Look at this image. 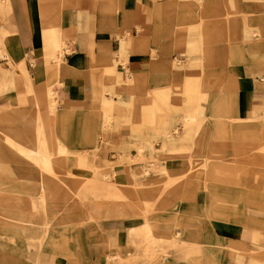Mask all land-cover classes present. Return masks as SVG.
<instances>
[{
	"label": "rangeland",
	"instance_id": "1",
	"mask_svg": "<svg viewBox=\"0 0 264 264\" xmlns=\"http://www.w3.org/2000/svg\"><path fill=\"white\" fill-rule=\"evenodd\" d=\"M18 1L22 6L27 4V0ZM109 1L70 0V8L81 13L80 22L84 23L75 27L86 26V29L75 28L65 32L64 37L61 23L60 26L52 24L50 19L53 9L63 10L67 0H54L52 5L40 10L47 17L42 19L44 27L40 30L43 47L57 49L53 60L46 62L45 58L48 73L60 79L64 74H60L57 63L61 59L68 62L73 52L71 45L87 41L91 31L103 36L89 28L99 23L105 14H110L106 10L111 9L101 5V2L108 5ZM127 1L133 5L127 8L128 13L136 18L144 7L140 0ZM259 1L203 0V4L200 0H152V27L151 21L140 26L133 17H130L133 19L130 29L107 21V32L114 31L118 38L114 46H118L122 36L138 40L143 33L147 52L131 50L125 59L118 54L120 43L116 51L111 50L108 60L116 71L117 90L114 84H109L111 75L103 74L108 78L99 80L97 101L90 106L89 102L84 103L83 111L70 115L71 120L86 125L82 128L90 136L89 142L80 144L79 132L69 141V121L60 110L61 102L53 87L46 86L44 94L36 91L32 70L29 72L25 63L27 61L30 68L33 60L25 56L21 63L12 61L16 65H12L10 58L9 63L1 64L9 56L0 54L3 67H0V86L6 84L0 97L5 91L15 89L9 84L16 83L15 79L20 77L21 90L26 92L20 106L11 104L7 109H0V264H234L235 259L239 262L243 255H251L252 264H264V159L257 157L264 156V96L261 105L255 106V120L262 125L258 128L259 138L238 142L244 134L236 125L243 120L238 113V79L227 70L223 84L220 78L226 61L233 58L231 67L240 62L251 63L264 80V31L262 49L258 52H251L250 45L243 39L242 18L245 14L262 13L264 7H258ZM10 5L0 0V13ZM25 10L28 13L27 8ZM117 13L118 24H123L121 14ZM48 31L53 38L64 39V42L52 41L51 37L46 40L44 36ZM3 44L5 40L0 41V45ZM122 44L125 55L124 40ZM168 45L169 49L180 45L177 48L183 52L174 49L167 56L163 51ZM150 50L154 53H149ZM137 53L147 54L150 62L165 56L174 62L171 73H159L148 64L143 72L164 77V89L159 88L162 84L151 89L147 81L142 80L141 87L135 89L137 92L132 90L130 76L137 74L135 70L141 65H132L130 60ZM114 56L118 58L117 63L111 62ZM179 56L180 64L176 60ZM106 67L104 59L96 61L95 52L91 70ZM205 80L207 86L198 89L197 85ZM143 89L148 90L149 96L140 94ZM33 98L38 99L37 106ZM133 106L139 112L137 118L132 116ZM14 109L24 110L27 117H21V122L10 113ZM107 114L111 118L105 126ZM90 122L96 126L90 128ZM227 122L234 124L229 132L221 126ZM211 123L218 127L219 133L215 130L213 139L205 144L202 134ZM36 126L43 129L45 149L52 155L53 167L31 151L36 148ZM151 131L155 133L154 139L149 138ZM13 132L16 136L10 139ZM227 134L235 140L229 138L231 152L227 151V141L222 138ZM251 135L249 132L248 136ZM23 146L29 155L21 151ZM206 147L213 148L211 156L206 155ZM177 157L181 167L174 169L172 162ZM106 179L110 182H105ZM43 180L50 186L45 201L41 198ZM108 185L115 190L105 189ZM144 187L161 191L160 198L146 199L147 213H142L139 203L131 202L130 206L116 194L126 196L127 191ZM249 197L253 201H249ZM187 207L196 211L198 219L212 217L217 223L239 224L247 245L224 248L217 235L213 240L206 236L192 239L196 219L194 216L189 219L188 210L178 212ZM125 218H141L143 223L119 232L120 224L116 221ZM147 222L154 226L158 223L162 231L154 227L153 233L161 243H152L149 233L142 238L140 233ZM164 225H173L174 229L167 231ZM197 225L198 235H201L205 224ZM132 230H137L131 237L133 241H142L141 247L130 242ZM254 247L261 250L248 251ZM224 252L227 254L223 257Z\"/></svg>",
	"mask_w": 264,
	"mask_h": 264
},
{
	"label": "crops",
	"instance_id": "2",
	"mask_svg": "<svg viewBox=\"0 0 264 264\" xmlns=\"http://www.w3.org/2000/svg\"><path fill=\"white\" fill-rule=\"evenodd\" d=\"M6 1L8 2V4L11 5L8 7L9 10L7 9L6 11L0 13V22L1 24L2 23L6 24L10 30L12 29L11 30L12 33L11 36L7 38L5 44L0 45V54L4 53L3 56H9L6 57L1 64L9 63L8 62L9 58L11 59L12 65H16L13 62L21 63L22 61H24L23 57L25 56H27L30 60H33L32 63L30 62V66H29L30 68H28V62L26 61L25 63L27 65V69L29 70V72L30 70H32L30 73L34 76L35 79L34 81H35L36 91L38 93L44 94L46 86L51 85L53 89L57 92V98L61 102L60 110L64 111L65 113L64 116H66L67 120L69 121L67 123V125L70 127V129L67 131V133H69V138H70L69 141L72 142L77 132H79L78 144H80V142H89L90 136L86 132V129L82 128L84 125L80 123L78 124L77 122L71 120L72 118L70 117V115L72 114L76 115L78 111L81 110L83 111L84 103L89 102V106H90L92 103L97 101V98L95 97L100 90L99 80L103 79V77L108 78V76H105L103 74H109V76L111 75L109 77V84H114L115 91L117 90L118 83L114 77L116 71L114 69V65L111 64L110 61L108 60V56L111 55V50L116 51L120 43V50L118 51V54L125 59L130 55L131 50L147 52L146 43L143 40L144 37L143 33L141 34L142 38L138 40L122 36L120 42L118 41L119 42L118 46H114L116 39H118L117 35L116 33H114V31L113 32L110 31L113 34L108 33L107 31H109V27L105 26L107 25V21H108L111 25L114 24L119 26L120 28H124L128 26L130 29L132 26V21L135 18V15H130V13H128L127 8L133 5L131 3L127 4V2H129L127 0H110L108 5H106V3L104 2H101V5L105 9L107 8L111 9V10H106V11H110V14H105V16L100 18L99 23L92 24V26L89 29L97 30V32H99L103 36L100 37L99 34L91 31V33H89L87 41H79L77 42V44L71 45V47L73 48L72 49L73 52L67 58L68 62H66L65 64L64 72L61 71L60 73L64 75L60 76V79H58L57 78L58 76H56L52 72L48 73L46 70L45 51L42 44L41 32H40V30H42L44 27L43 25L44 23L42 19L47 18L44 17L45 15H42V12H40V10L44 8L45 5L46 6L52 5L54 0H44V1L27 0V4L26 5L23 4V6L21 4V1L18 0H13V2H11L12 0H6ZM174 1H181V0H174ZM200 1L203 2V0ZM139 3L142 7H144V9H142V11L137 14V17L135 18L134 22L139 21L138 24L140 26L144 24L147 25L149 24L148 21H151V17L153 14L152 12L153 2L152 0H140ZM13 5H14L13 7L14 10L12 8ZM65 6L66 7H64V9L60 11L57 7L53 9L50 19V22L52 24L55 23L56 25L60 26L61 23V26L63 28V37L65 32L67 33V31L73 30L75 28H77L78 30L86 29V26L75 27L78 24L84 25V23L80 22L81 13L75 12L74 9L72 10L70 8L71 7L70 0H67ZM23 7L27 8L28 13ZM258 7H264V0H260L258 2ZM117 12L121 14V20H124L123 24L120 25L118 24L117 22L118 18L116 17L118 15ZM63 16L64 19H62ZM126 17L127 20L125 19ZM130 17H133V19ZM242 20L243 23L245 24L243 26V32H244L243 39L245 42H248V44L250 45L249 47L251 52L254 53L258 52V50L262 49L261 41L263 39L262 32L264 31V8L262 10V13L257 15L245 14ZM151 27H152V21H151ZM256 37L258 39H255ZM122 38H125L124 40L126 43L125 55L122 52L123 50ZM61 41L64 42V39H62ZM179 46L180 45H173V48L169 49V45H168V48L163 52L164 54L167 53L168 56L169 54L172 53L174 49L178 51H182L181 49L177 48ZM96 48H98L97 51ZM95 52H96V61L98 59H104L105 62H107L108 67L100 71L91 70V67L94 64ZM149 53H154V52L153 50L152 51L150 50ZM232 59H230V61H226V65L223 66L221 70L220 78L222 79L221 84H223L225 80L224 74H226L228 71L235 74L238 79V84H239L238 94L240 97V106L238 108V113L243 120H240L236 125L240 127L241 132H243L244 134L242 135V137L238 138L237 141L240 142L242 140L245 141L252 139L257 141V138H259L258 128H260L262 125H260L259 121L255 120V117L257 116V111L255 106L257 104H259V106L261 105V100L263 99L264 96V80L260 75H258V73L255 71L251 63L249 64L245 62L243 63L240 62L231 67L230 64ZM176 60L178 64L182 62L180 56ZM130 61H131L130 64L132 65H138V64L141 65L140 68H137L135 70L137 74H132L133 76L132 75L130 76V78H133L129 82H132L133 85L131 88L134 92H137V90L135 91V89L141 87L142 80L147 81V86L150 87L151 89H155V86H157L158 84H162L160 86L158 85L160 89H164L165 87L164 77H161L159 75L148 76V74H143V72L147 69V64L149 67L155 68L159 73H171L172 71H174V67H175L174 62L171 59L167 58L166 56L160 57L155 61L150 62L149 57L147 56V54L144 53L135 54V58H132ZM111 62L117 63L118 62L117 56H114ZM9 68L10 67H7L6 69ZM15 82L17 84V88L5 91V93L0 97L1 110L7 109L11 104L14 106H20L21 104V101L23 100L24 95L26 94L25 91L21 90L23 88V80L20 77V78H16ZM118 82L121 85L120 81ZM121 82L123 83V81ZM199 86L201 88L206 87L207 86L206 80L202 81L201 83H199V85H197L198 89ZM122 87L123 89H125L124 88L125 86ZM140 94L142 96H149L150 93L148 92V90L143 89L140 91ZM115 101L117 100L115 99ZM161 101L162 99H160V102ZM133 109L135 112L132 114V116L133 118L135 117L137 118L139 116V112L137 111V108H135L134 106ZM162 110H164V108ZM186 115L188 116V114ZM90 124H91L90 128L96 126L92 122H90ZM102 125L104 126L103 123ZM233 125L234 124L231 122H227L226 125L221 124V126L225 128L227 132H229L232 129ZM215 130L218 131L219 133L218 127L215 126L213 123H211L209 129L206 130L204 134H202L203 139H205L204 140L205 144H207L208 142H210L211 139H213V132ZM249 132L252 133L251 136H248ZM135 136L136 133H134V137ZM155 137H156L155 133L151 131L149 138L154 139ZM222 138L224 139V141L225 140L227 141V149L229 147L228 145L230 144V142L232 141L235 142L234 138L228 134L227 136H224ZM229 138H231L232 141ZM78 146L79 145H77L76 147ZM211 150H209L208 147L205 148V153L207 156H211L209 154H211L214 151L212 147ZM227 151L231 152L229 151V149ZM257 157L264 159V156L259 155ZM178 159L179 158L177 157V159H175L172 162V166L174 169L181 167L180 162H178L179 161ZM226 188L228 191H230L228 186H226ZM250 198L251 197H249L248 200L253 201ZM187 210L189 211L190 214L189 219L194 216V218L197 221L195 223V229L193 231L195 236L194 237L190 236L192 239L195 238L197 239L198 236L199 237L206 236L211 238V240H213L214 235H217L222 240L221 241L222 245H220L221 247L224 246L225 248L229 245H233V246H238L239 248L242 247L243 245L244 246L247 245L246 242H243L244 230L240 229L239 224L230 223L226 221H220L219 223H217L218 220H215L212 217H207L205 219H201V218L198 219L196 211L194 209H191V207H187L181 211L178 210V212L187 211ZM116 222L120 224V225L117 224V226L119 225V227H117V230H119V232H122L124 230L127 231L132 226H137L142 224L143 219L125 218V219H120ZM157 222L159 223L160 220ZM199 222L205 224V232L202 233L201 235H198L197 224ZM157 224H155V229L156 231L159 232L160 229L157 227ZM164 228H166L167 231H169L171 228L172 230L174 229L173 225H167V226L164 225L163 229ZM131 233L132 232L130 231L129 239L130 242L132 243L133 237H131ZM177 233H181V232H177ZM222 254L224 257V255L227 253L224 252ZM252 262H253V257L251 255H243L239 260V262H237L235 259L234 264H252Z\"/></svg>",
	"mask_w": 264,
	"mask_h": 264
},
{
	"label": "bare ground",
	"instance_id": "3",
	"mask_svg": "<svg viewBox=\"0 0 264 264\" xmlns=\"http://www.w3.org/2000/svg\"><path fill=\"white\" fill-rule=\"evenodd\" d=\"M6 1L5 0H3V3H5ZM0 29H1V34H0V41L2 40H5V42H6V40H7V37L9 38V36H11V30L7 27V25L6 24H0ZM45 38H46V40H49L48 39V37H51L50 38V40H52V41H59V42H61V40L62 39H56V38H53L52 37V34H51V32L50 31H48L46 34H45V36H44ZM125 38H123L122 40H124ZM125 41V40H124ZM123 50H125V47L123 46ZM44 51H45V58H46V62H48L49 61V59L50 58H52V60L55 58V53L57 52V49L55 48V47H49V46H46L45 48H44ZM104 53V52H103ZM107 53V52H106ZM57 64H59V66H60V73H61V71H63L64 72V68H65V62L63 61V59H61V60H59L58 61V63ZM27 82L29 83V80H27ZM5 83H2V85L0 86V95L3 93V90L5 89ZM10 85V87H13V88H16L17 87V84L16 83H11V84H9ZM32 94H33V91H32ZM33 96V95H32ZM33 100H34V104H36V106H37V104H39V101H38V99L37 98H33ZM163 100V99H162ZM163 102H166V100L164 99L163 100ZM17 111H19L18 113H17ZM10 112V111H9ZM9 112H6L5 114L6 115H10L9 114ZM11 114H12V116H17V118L22 122V119H21V117L22 118H26L27 117V114H25L24 113V110H11V112H10ZM15 113H17V114H15ZM110 118H111V115H105V119H106V121H105V126L106 125H108L107 124V122L109 121L110 122ZM34 121H37V119L36 118H34ZM38 124V123H37ZM16 136V133H14L13 132V134H12V138L10 137V139H13L14 137ZM42 136V137H41ZM43 129L42 128H40L39 126L37 127L36 126V131H35V141H36V148H34V149H31V151L32 152H34L33 154H34V156L37 158L38 157V159H41V158H43V159H46V160H48V166L50 165H52V162H53V158L51 157L52 155L50 154H48L46 151V149L45 148H47L46 147V143L44 142L45 140H44V138H43ZM13 141V140H12ZM60 146V145H59ZM28 149L25 147V146H23L22 148H21V151L23 152V153H25V154H27V155H29V153H28V151H27ZM60 151H62V150H60ZM51 167H53V166H51ZM122 174V173H121ZM183 179V178H182ZM119 180V179H118ZM118 180H117V182H118ZM123 180V179H122ZM177 180V179H176ZM109 180L108 179H106V181L105 182H108ZM110 182V181H109ZM113 182H115V181H112L111 180V183H113ZM115 186H120V185H117V184H115ZM105 189H107L108 188V190H109V188H111V189H114V188H112L110 185H108V186H106V187H104ZM42 189L44 190V194L41 196V198H42V200H44L45 201V199H46V193H47V190H49L50 189V186H49V183L46 181V180H43L42 181ZM105 189H104V191H105ZM115 190V189H114ZM130 190H132V189H130ZM103 190H102V193L104 192ZM100 192V191H99ZM117 194V196H119V197H121V198H124L125 200H126V202H128L127 204H130V206H131V204L133 203V204H135V203H139L140 204V206L142 207V213H147V209L145 208L146 207V205H145V201H146V199H150V200H156V199H158V198H160V194H161V191H160V189L159 188H142L141 190H139V191H134L133 192V190L132 191H127V195L126 196H123V195H120V194H118V192L116 193ZM128 199V200H127ZM132 202V203H131ZM156 205H157V202H156ZM155 206V205H154ZM150 207H152V206H150ZM145 227H143V230H142V232L140 233V235L142 236V238L144 237V238H146L147 237V235L146 234H151L152 235V238H153V240H152V243H161L162 242V240H159L160 238H158L157 236H155L154 235V233H153V229H154V225H152V224H150L149 222H147V223H145V225H144ZM47 229H48V227H47ZM137 230H135V231H133L132 230V233H134V232H136ZM222 241V240H221ZM164 242V241H163ZM143 242L142 241H136V240H134L133 242H132V244H134V246H137V247H141L140 246V244H142ZM254 246V245H253ZM241 249V248H240ZM249 250L248 251H250V252H254V251H259V250H261V247H260V249L259 250H257L256 249V247H254V248H248ZM236 251V250H235ZM110 258H113V257H110Z\"/></svg>",
	"mask_w": 264,
	"mask_h": 264
}]
</instances>
